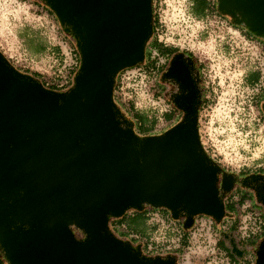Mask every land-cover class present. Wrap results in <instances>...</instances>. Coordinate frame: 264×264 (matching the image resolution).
Wrapping results in <instances>:
<instances>
[{
  "label": "water",
  "instance_id": "water-1",
  "mask_svg": "<svg viewBox=\"0 0 264 264\" xmlns=\"http://www.w3.org/2000/svg\"><path fill=\"white\" fill-rule=\"evenodd\" d=\"M43 1L74 37L79 66L57 91L0 52V254L7 264H178L143 255L108 225L145 206L185 216L184 228L199 214L218 222L233 184L224 173L218 186L195 113L139 136L113 101L118 72L144 60L152 0ZM217 10L264 40V0H217ZM255 254L264 264V238Z\"/></svg>",
  "mask_w": 264,
  "mask_h": 264
},
{
  "label": "rangeland",
  "instance_id": "rangeland-1",
  "mask_svg": "<svg viewBox=\"0 0 264 264\" xmlns=\"http://www.w3.org/2000/svg\"><path fill=\"white\" fill-rule=\"evenodd\" d=\"M152 5L165 25L162 32L159 30L164 39L192 52L200 61L206 98L199 113V134L207 152L232 172L264 170V110L261 108L264 104V79L258 83L262 84L260 87L251 86L247 78L255 70L264 75V60L259 56L258 48L253 43L248 44L242 34L217 16L209 14L197 19L190 11L188 0H152ZM46 9L48 6L43 0H0V52L17 68L47 76L64 70L63 58L66 56L62 55V49H67L68 63L71 61L70 48L76 51L77 47L72 34L64 31ZM225 17L231 19L228 15ZM55 45L59 47L58 51ZM125 77H131V74ZM129 80L126 85L134 87L132 96L136 108L157 117L156 126L150 132L160 134L167 130L169 123L162 118V113L169 106L161 97L155 95L149 100L147 96L151 78L134 77L133 81ZM259 87L261 95H257ZM148 208L145 206L140 212ZM134 211L128 209L126 213ZM159 213L169 214L167 209L165 212L159 209ZM111 220L112 217L109 224ZM147 224L151 226L147 239L159 245L158 252H162L160 248L165 245L172 248L180 245L178 236L168 232L162 224L156 225V221L149 217ZM112 228L110 231L121 239ZM218 228L220 236L227 233L220 226ZM192 235L187 246L182 248V255L180 251L175 252L181 264H229L223 253L214 247L216 237L220 236H215L208 226L203 230L197 229ZM263 236L244 241V254L250 253L251 260L245 255L242 258L234 256L239 264H254L255 251ZM138 245L140 252L148 257L143 245ZM155 255L159 254L149 257Z\"/></svg>",
  "mask_w": 264,
  "mask_h": 264
},
{
  "label": "built area",
  "instance_id": "built-area-1",
  "mask_svg": "<svg viewBox=\"0 0 264 264\" xmlns=\"http://www.w3.org/2000/svg\"><path fill=\"white\" fill-rule=\"evenodd\" d=\"M210 2H212V3L216 2V5H217V0H210ZM46 12L49 13L47 10H46ZM153 14H155L158 17V12L155 11V7L153 10ZM211 15L217 16L219 19H221L222 22L224 21L226 24H228L231 29H234L239 34H242L244 40L246 42H248V44L253 43L255 45V47H257L259 52H260L259 56H262V58L264 60V43L261 39H259L258 37L251 38L248 35L243 34V32L240 29L235 28L230 23L229 20H227L226 18H224L220 15H217V14H211ZM164 26L165 25L163 24L162 20L158 17V23L156 25H154V32L152 33V36L156 37L158 39V41L164 43V45H166V46H173L176 49H180L179 47H177V45H171L173 43H169L168 41H166L163 37L164 34L162 35V33H159V30L162 32ZM180 50H182V49H180ZM66 53H68L67 49H62V55L66 56L65 59L63 58V60L65 61V64L63 66L64 70L59 71V73L53 72L47 76L42 75V78L44 80V84L47 88L51 87L53 90L59 91L61 89H66L67 87H69L71 85L74 72L79 66V60L80 59H79V55L77 54V52L74 51V48L71 47L70 48V54H69L71 61L67 63L68 55ZM150 55L153 57V60H152L153 65L152 66L148 67L147 62H146L144 64H137V65H134L131 67L124 68L120 71V73L117 76V82H116L115 89L113 91V95H114V97L118 103L124 104V106H126V107L129 103L130 104L132 103L134 106V109H137L135 106V103L133 101V96H132L134 87L130 86V85L128 87L126 85L127 79H130L129 81H133L134 77H139L142 79H144L146 77L151 78V80H150L151 82H150V85L148 87L149 93L147 94V96L149 95L148 96L149 100L154 99V97H155L154 87H153V80H154L153 74L154 73H153L152 67L154 65H156V62H158L156 50L153 49L151 51ZM61 59H62V57H61ZM159 63H160V61H159ZM255 71H259V73H260L259 78L253 85H251V84L250 85L251 86H254V85L260 86V84H258V83H261L262 79H264V75H262L260 70H255ZM126 74H131V77H125ZM260 87H262V84ZM260 87L257 90V92H258L257 95L260 93L259 92ZM164 113H162V116ZM148 116L152 117V115H149V114H148ZM174 118H175V116L173 117V119ZM167 123H169V121ZM155 126H156V123H155L154 127L152 128V130L155 128ZM198 132H199V129H198ZM199 138H200V134H199ZM200 141H201V139H200ZM201 143H202V141H201ZM202 145H203V143H202ZM204 149H205V147H204ZM205 151L207 152L206 149H205ZM209 156L212 159H214L210 154H209ZM241 195H239L238 193H235V194L228 193L225 196H223L224 205L226 203H231L237 211H234V212L225 211V214L227 212V216L229 217V220L223 221V217H225V216H223L221 218V220L218 221L217 224H215V219H213L211 216L199 214V215H196V219L193 221V223L191 224L190 227L184 228L177 221V219L172 218L171 215L163 214V213L160 214L159 209L149 207L148 208L149 210L144 211L142 214L144 216H146L147 219L149 217V218L155 220L156 225L162 224V226H164L168 232L173 233L174 235L178 236V241L180 242V245H177L176 248H172V247L165 245V247L160 248V250L162 252H158L159 245L158 244L154 245V242H149L146 237H141L138 234L130 233L128 238L129 239L135 238L139 243H141L142 245H145V248H144L145 252L149 256L153 255L155 253L163 256L164 254H167L169 252H177L176 249L179 247L181 249L180 254L182 255V253L184 251V249H182V248L187 246V244H183V242H182L183 237H185L184 239L186 240V243H187L188 239L193 236L192 234H194L197 229L203 230L207 226H208V229H211L214 232V235L217 236V235H219V232H218L219 226L222 230L228 231L230 229L231 225L234 222H237L235 234L237 235L239 241H242L244 244V241L246 239H256L264 233V215L261 213L260 209L255 204L249 203L248 197L243 202L240 203L239 199H240ZM242 218H243V220H242ZM155 229H156V227H155ZM220 238L221 237H218V238L216 237L214 247L216 248L217 251H220L221 253H223V255L226 257V260L229 264H232L229 257L225 254V251L221 250L218 246V240ZM150 239H152V238H150ZM165 241H167V239ZM163 250H165V251L163 252ZM243 250H244V248H243ZM243 255H244V253H243ZM177 257L178 256H176L177 263L181 264L177 260ZM247 259H250V257H248Z\"/></svg>",
  "mask_w": 264,
  "mask_h": 264
},
{
  "label": "flooded vegetation",
  "instance_id": "flooded-vegetation-1",
  "mask_svg": "<svg viewBox=\"0 0 264 264\" xmlns=\"http://www.w3.org/2000/svg\"><path fill=\"white\" fill-rule=\"evenodd\" d=\"M156 54L158 62L152 67L154 73V93L157 97H161L169 106L165 110V113L172 114L171 119H166L165 113L163 114V118L167 122L169 121V126L165 129L188 118L191 113L196 114L197 128L199 129L200 108L206 98V89L202 81L200 61L188 50L176 49L164 53L156 50ZM145 59V63H152L153 57L151 55L148 57L145 56ZM174 116L175 118L173 119ZM220 167L221 172L218 174V186L220 187L221 185V179L224 173L231 174L233 176V184L228 193H238L239 195L246 193L249 203L256 204L264 215V205L261 202V198L264 197V170L239 173V171H229L222 165ZM185 218V216L177 218V221L182 227ZM195 219L196 216H193V221ZM167 255H173L176 258L175 252H169Z\"/></svg>",
  "mask_w": 264,
  "mask_h": 264
},
{
  "label": "trees",
  "instance_id": "trees-1",
  "mask_svg": "<svg viewBox=\"0 0 264 264\" xmlns=\"http://www.w3.org/2000/svg\"><path fill=\"white\" fill-rule=\"evenodd\" d=\"M188 1L190 4V11L193 14V16H195L197 19L203 18V17L207 16L208 14H217V15H220V16L226 18L225 14H222L217 10L216 2L212 3V2H210V0H188ZM46 10L51 15H53L55 17V14L53 13V11L49 7ZM229 21L235 28H238V29L241 28V31L243 32V34H246L251 38H256L255 36L250 34L246 29H244L242 26L233 23L231 19ZM157 23H158V17L155 14H153V20H152V25H151L152 33L154 32V25H156ZM262 41L264 42V40H262ZM55 46H56L55 49L58 51L59 47L57 45H55ZM153 49L159 50L161 53L176 50L175 47L166 46V45H164V43L158 41V39L156 37H153L151 35L149 40L146 43V46H145V56L146 57L150 56L151 51ZM76 52L79 55L77 48H76ZM152 65H153V63L147 62L148 67L152 66ZM14 67L22 73H25V74H28V75H31V76L37 78L45 86L42 75L39 72L29 71L28 69L27 70H21V69L17 68L16 66H14ZM119 73L120 72H118V74ZM118 74L115 77V83H114L113 91H114L115 86H116ZM259 74H260L259 71H253L252 73H250V75H248L247 78H248V81L251 85H253L258 80ZM50 89H52V88L50 87ZM261 94L262 93L260 92V95ZM260 99H261V96L259 97V100ZM113 101L115 102L116 106L119 108V111L121 112L122 116L125 119H127L133 123V129L138 135H147L152 130V128L154 127V125L157 121L156 117H149L147 112H144V111H141L138 109H134V106L132 103L131 104L129 103L127 105V107L124 106V104L118 103L116 101L114 95H113ZM165 118L171 119L172 114L171 113H165ZM246 198H247V195L242 194L240 196L239 202L240 203L243 202ZM159 209H162L164 212L166 210L164 208H159ZM225 210L227 212L237 211L231 203L225 204ZM108 225H109V229H111L113 227L112 229L114 231H116V233L118 234V236L121 237V239H123V240L128 239V241L131 243L132 246H134V245L137 246L139 244V242L135 238L129 239L128 237H129L130 233H135V234L140 235L141 237L147 238L148 237V230H149V228H151V226H149L147 224V217L144 216L140 211H137V210H135L134 213H132V214H127L125 212L120 217L112 218L111 223L110 224L108 223ZM236 227H237V222H234L231 225L230 229L233 231H236ZM75 233L78 234V232H76V231H75ZM79 234L81 235V233H79ZM184 238L185 237H183L182 242H183V244H186V240ZM134 242H136V243H134ZM239 244L242 245L243 242L239 241ZM218 246L221 250L225 251V254L229 257L232 264H237L236 263L237 261H236L234 255L223 244L221 239L218 240ZM143 248H145V245H143ZM176 251H181L180 247L177 248ZM2 261H4V258L0 254V262H2Z\"/></svg>",
  "mask_w": 264,
  "mask_h": 264
},
{
  "label": "crops",
  "instance_id": "crops-1",
  "mask_svg": "<svg viewBox=\"0 0 264 264\" xmlns=\"http://www.w3.org/2000/svg\"><path fill=\"white\" fill-rule=\"evenodd\" d=\"M150 134H153V133H151V132H149ZM231 194H235V193H231ZM242 194H246V193H242ZM247 195V194H246ZM256 205V204H255ZM257 206V205H256ZM226 211V210H225ZM225 217H223V221H228L229 220V217L227 216V212H226V214L224 215ZM230 231V232H229ZM225 232H227V233H223L220 237V239L222 240V242H223V244L228 248H230L229 250L231 251V247H232V245L234 244V243H236L237 244V246L241 249V250H243V247H244V245L242 244H239V239H238V237H237V235L235 234V231H233V230H231V229H229L228 231H225ZM262 235H264V233L262 234ZM261 235V236H262ZM264 238V236L262 237V239ZM260 242V241H259ZM246 250L244 249L243 250V253L245 252ZM232 253V252H231ZM243 253L242 254H238V255H236V254H234V253H232V254H234L235 255V257L236 258H242L244 255H243ZM247 258L248 257H250V253L249 254H247V255H245ZM235 258V259H236ZM236 263L238 264V260L236 259ZM0 264H6L4 261H2V262H0Z\"/></svg>",
  "mask_w": 264,
  "mask_h": 264
}]
</instances>
